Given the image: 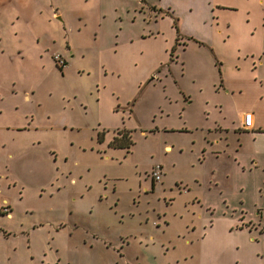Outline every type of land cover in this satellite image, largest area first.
<instances>
[{
  "label": "rangeland",
  "instance_id": "1",
  "mask_svg": "<svg viewBox=\"0 0 264 264\" xmlns=\"http://www.w3.org/2000/svg\"><path fill=\"white\" fill-rule=\"evenodd\" d=\"M156 1L0 0V264H264V154L224 88L264 100V32L227 40L221 9L200 45Z\"/></svg>",
  "mask_w": 264,
  "mask_h": 264
},
{
  "label": "crops",
  "instance_id": "2",
  "mask_svg": "<svg viewBox=\"0 0 264 264\" xmlns=\"http://www.w3.org/2000/svg\"><path fill=\"white\" fill-rule=\"evenodd\" d=\"M250 1L251 0H157L156 5L154 4L149 7L159 8L161 10L159 11V14L169 16L171 20L172 18H176L179 31L186 32L188 37L192 38L196 43L199 42L198 44L200 45L205 44L213 46L214 40L212 31L215 30V26H219V23L217 22L218 18L215 15L221 9H228L232 11L233 14H241L240 19L233 21L229 20L224 26L222 32H227V40L244 37L245 40L252 41V35L255 32H264V0H259L257 7L250 5ZM251 3H255V1H251ZM177 15L179 18L176 17ZM151 17H153V15ZM181 17H184V19L189 21L188 27L185 28L184 26L182 27L181 24L179 25V19L181 20ZM155 20L156 19L153 21ZM172 28L175 37V29L174 27ZM200 30L207 31L209 37L205 38V36L199 34L198 32ZM236 47L237 46H235V48ZM241 49V46H239L237 50L240 51ZM244 51L250 53V56L253 59L257 58L260 63H264V34L258 40L257 45L254 47H245ZM263 83L264 74H262V78H259L253 86H257L261 89ZM235 84H242V82H236ZM224 88L227 89L228 93L232 95L236 94L237 98L235 101L237 112L231 120V133L236 135L237 141L239 138L242 139V136H248L250 141L255 142V149L252 151L254 153L252 157L254 160L251 159L250 163H258L261 155L264 154V100L258 98L259 93H257L252 100L244 98L243 91L245 85H235L233 87L226 85ZM113 108L114 107H112V110L114 112L115 110ZM245 112L252 113L253 124L251 129L242 128L243 114ZM219 128L216 127V130L213 133H210L213 134L211 137V139H213L211 143H218L220 139L219 136L226 140V134H228L227 131H230V127ZM240 146L241 143L238 144V147ZM170 148L169 145L164 146V149L169 150ZM237 150H239V148L234 150L235 156L238 152Z\"/></svg>",
  "mask_w": 264,
  "mask_h": 264
},
{
  "label": "trees",
  "instance_id": "3",
  "mask_svg": "<svg viewBox=\"0 0 264 264\" xmlns=\"http://www.w3.org/2000/svg\"><path fill=\"white\" fill-rule=\"evenodd\" d=\"M172 27H174L176 36H178L179 35V29H178L176 18H172ZM174 50H175V46L170 48V50H169L170 56L172 55ZM58 68L60 70L62 69L60 66H58ZM97 136H98V139L100 142L103 141V137H102L101 132H97ZM130 144H132V141H131V139H129V136L122 135V137H120V138L114 137L113 139H111L107 143V146L110 148H113V149H128Z\"/></svg>",
  "mask_w": 264,
  "mask_h": 264
},
{
  "label": "built area",
  "instance_id": "4",
  "mask_svg": "<svg viewBox=\"0 0 264 264\" xmlns=\"http://www.w3.org/2000/svg\"><path fill=\"white\" fill-rule=\"evenodd\" d=\"M253 124V117L251 112H245L243 114V120H242V128L244 129H251ZM160 166L156 165L154 168L151 170V176L155 181L160 180Z\"/></svg>",
  "mask_w": 264,
  "mask_h": 264
},
{
  "label": "flooded vegetation",
  "instance_id": "5",
  "mask_svg": "<svg viewBox=\"0 0 264 264\" xmlns=\"http://www.w3.org/2000/svg\"><path fill=\"white\" fill-rule=\"evenodd\" d=\"M150 173H151V172H150ZM151 177H152V176H150V179H151V180H154V179H153V178H151ZM154 181H155V180H154Z\"/></svg>",
  "mask_w": 264,
  "mask_h": 264
}]
</instances>
